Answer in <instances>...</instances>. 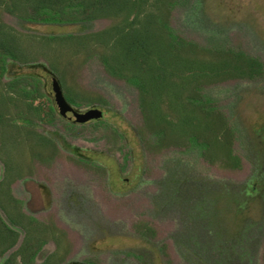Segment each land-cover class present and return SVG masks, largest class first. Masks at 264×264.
Instances as JSON below:
<instances>
[{"label": "rangeland", "instance_id": "rangeland-1", "mask_svg": "<svg viewBox=\"0 0 264 264\" xmlns=\"http://www.w3.org/2000/svg\"><path fill=\"white\" fill-rule=\"evenodd\" d=\"M2 19L29 35L91 33L116 22ZM171 24L200 44L240 49L264 66V0H181ZM79 62L73 90L108 104L68 105L77 113L97 107L106 113L101 119L76 122L58 111L50 86L59 82L42 59L7 65L6 78L41 80L45 97L37 103L52 105L56 119L47 115L37 125L53 146L21 135L15 146L0 140V217L18 231L0 263L10 257L8 264H23V247L40 246L32 264H262L264 73L206 87L233 129L238 163L230 164L221 152L208 160L195 144L147 147L137 91L95 59ZM11 240L0 239V249Z\"/></svg>", "mask_w": 264, "mask_h": 264}, {"label": "trees", "instance_id": "trees-1", "mask_svg": "<svg viewBox=\"0 0 264 264\" xmlns=\"http://www.w3.org/2000/svg\"><path fill=\"white\" fill-rule=\"evenodd\" d=\"M180 2L0 0L1 143L15 146L14 141L21 135L24 140L37 144L54 145L53 139L37 129L45 116L49 115L50 121L56 119L52 105L37 103L45 97L41 80L32 75L6 78L9 62L30 64L42 59L58 80L69 104L107 105L108 101L101 95L92 97L71 87L79 61L95 59L108 75L137 91L142 116L138 132L147 147L195 144L210 161L220 158L221 152L228 163H238L231 149L233 129L206 87L226 77L260 78L264 73L263 63L240 49L200 44L177 31L171 18ZM2 13L38 24H75L99 18L116 19V22L91 33L29 35L9 26L2 19ZM9 199L14 204L19 202ZM17 235L0 217V239L12 238L0 249V255L15 244ZM39 248L29 252L28 246L23 247L26 249L21 256L23 264H32ZM8 258L0 264L10 263L12 259ZM48 260L44 259L41 264H53Z\"/></svg>", "mask_w": 264, "mask_h": 264}, {"label": "water", "instance_id": "water-1", "mask_svg": "<svg viewBox=\"0 0 264 264\" xmlns=\"http://www.w3.org/2000/svg\"><path fill=\"white\" fill-rule=\"evenodd\" d=\"M50 92L52 94L54 104L58 111L61 112L66 118L71 121L88 122L91 120L101 119L106 114L105 111L97 107H92L79 113L73 111L69 107L68 102L65 100L62 90L60 89L58 84L51 85Z\"/></svg>", "mask_w": 264, "mask_h": 264}, {"label": "crops", "instance_id": "crops-1", "mask_svg": "<svg viewBox=\"0 0 264 264\" xmlns=\"http://www.w3.org/2000/svg\"><path fill=\"white\" fill-rule=\"evenodd\" d=\"M11 228V227H10ZM13 229V228H12ZM13 230H15V231H17L16 229H13ZM18 232V231H17Z\"/></svg>", "mask_w": 264, "mask_h": 264}]
</instances>
